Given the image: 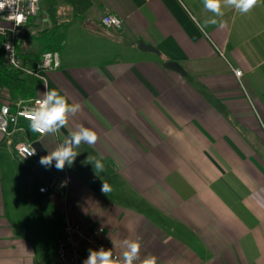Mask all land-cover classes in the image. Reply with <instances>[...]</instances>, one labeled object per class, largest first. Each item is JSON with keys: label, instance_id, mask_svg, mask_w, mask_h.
I'll return each instance as SVG.
<instances>
[{"label": "crops", "instance_id": "crops-1", "mask_svg": "<svg viewBox=\"0 0 264 264\" xmlns=\"http://www.w3.org/2000/svg\"><path fill=\"white\" fill-rule=\"evenodd\" d=\"M38 1L21 50L59 67L36 97L55 89L80 110L55 134H0V264H56L67 220L102 227L121 256L138 241V264H264V0L247 14L221 0L222 16L203 0ZM80 124L97 140L71 166L16 157L28 138L51 154ZM65 179L66 200L38 191Z\"/></svg>", "mask_w": 264, "mask_h": 264}, {"label": "built area", "instance_id": "built-area-1", "mask_svg": "<svg viewBox=\"0 0 264 264\" xmlns=\"http://www.w3.org/2000/svg\"><path fill=\"white\" fill-rule=\"evenodd\" d=\"M6 3L7 6L0 10V49L5 65L13 71H19L38 79L43 78L45 72L58 69L59 56L54 51L43 52L38 62L32 67L25 66L20 57L17 43L29 20L39 14V1L6 0ZM100 24L109 32L118 33L123 29V21L110 13L102 16ZM233 74L238 80L242 76L239 70H233ZM37 99L40 98L20 100L13 105L0 103V134L10 137L16 131L28 132L37 139L47 134L34 132L30 127V110ZM33 142H35L34 139L28 138L17 143L14 146L16 157L25 162L37 158L38 155L32 148ZM32 152L34 153L29 155ZM38 191L41 194L51 193L66 200L68 182L66 179L55 180L48 188L41 187ZM101 246L106 250L110 249L114 256H121L115 250L114 242L105 234L102 227L85 231L67 220L62 228V238L57 247L56 264H82V260L88 255L89 248L98 249ZM133 264H138V262L134 261Z\"/></svg>", "mask_w": 264, "mask_h": 264}, {"label": "clouds", "instance_id": "clouds-1", "mask_svg": "<svg viewBox=\"0 0 264 264\" xmlns=\"http://www.w3.org/2000/svg\"><path fill=\"white\" fill-rule=\"evenodd\" d=\"M226 5L233 7L241 14H247L257 0H225ZM7 6L6 0H0V10ZM205 9L211 11L216 16H222L221 0H203ZM216 23L215 19L210 21ZM118 23V21H117ZM80 110L78 103L69 104L67 98L61 95L57 90L46 91L42 98L35 101V105L30 110V127L34 132L40 133H58L59 130L65 127L69 114H75ZM97 140L96 132L83 124L77 125L76 128L68 133L63 140L58 143L51 154L42 156L39 160L41 166L45 169L55 167L57 170L64 169L65 165L71 166L77 157L75 149L82 142L94 144ZM30 153L29 155L33 154ZM95 167L103 169V164L97 160ZM108 185L103 184L102 191H108ZM44 191V189H41ZM123 244L127 250L121 256H114L110 249H105L103 246L98 249H88V255L82 260V264H133L134 261H139L140 244L136 240L124 239ZM143 264H156L154 257L146 258Z\"/></svg>", "mask_w": 264, "mask_h": 264}, {"label": "trees", "instance_id": "trees-1", "mask_svg": "<svg viewBox=\"0 0 264 264\" xmlns=\"http://www.w3.org/2000/svg\"><path fill=\"white\" fill-rule=\"evenodd\" d=\"M24 33V29H23ZM21 35L17 46L20 52L22 62L26 65L25 54L21 52V43L23 41V34ZM39 60L38 56L33 59L34 64ZM39 83V79L33 76L25 75L19 71H13L9 69L4 62L3 54L0 49V91L3 92L7 97L0 98L5 100L6 103L13 105L20 100H28L36 98V90Z\"/></svg>", "mask_w": 264, "mask_h": 264}, {"label": "water", "instance_id": "water-1", "mask_svg": "<svg viewBox=\"0 0 264 264\" xmlns=\"http://www.w3.org/2000/svg\"><path fill=\"white\" fill-rule=\"evenodd\" d=\"M138 48H139V50H141L143 52H149V53L157 54V50H155L154 48H152L150 46L145 45L143 42L138 43ZM20 51L22 52V50H20ZM163 67L167 70L176 72V73L181 74V75H185L184 71L182 70V68L177 63H172V62L165 63L163 65ZM32 148L35 150V152L37 153V155L40 158L42 156L46 155L39 142H37V141L33 142Z\"/></svg>", "mask_w": 264, "mask_h": 264}, {"label": "rangeland", "instance_id": "rangeland-1", "mask_svg": "<svg viewBox=\"0 0 264 264\" xmlns=\"http://www.w3.org/2000/svg\"><path fill=\"white\" fill-rule=\"evenodd\" d=\"M1 103H6V101L5 100H1ZM51 264H54L53 262H51Z\"/></svg>", "mask_w": 264, "mask_h": 264}]
</instances>
